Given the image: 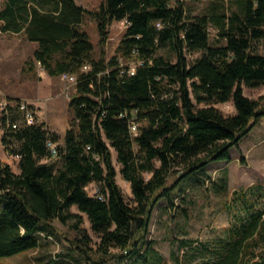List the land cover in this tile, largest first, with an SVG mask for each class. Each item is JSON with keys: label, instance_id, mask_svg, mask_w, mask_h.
Masks as SVG:
<instances>
[{"label": "trees", "instance_id": "obj_1", "mask_svg": "<svg viewBox=\"0 0 264 264\" xmlns=\"http://www.w3.org/2000/svg\"><path fill=\"white\" fill-rule=\"evenodd\" d=\"M236 1L240 8L230 15L193 18L185 0H103L94 10L76 0L4 1L1 30L24 32L38 43L28 69L40 62L51 76H77L70 99L77 126L67 130L62 146L38 118L26 122L20 98L0 104L2 142L19 168L14 171L0 156V257L38 248L42 235H57L58 219L72 221L80 234L73 249L96 264L108 257L153 264L148 235L159 201L175 207L174 187L211 162L230 158V148L264 117V97L244 92V86L264 85V0ZM86 15L97 20L100 57L82 27ZM116 21L127 25L117 53L107 59L103 47ZM212 25L225 44L211 43ZM193 53L199 56L189 58ZM229 101L232 114L216 106ZM134 114L136 133L130 125ZM49 140L57 143L56 156ZM112 149L131 184L132 202L116 180ZM53 157L62 164L51 162ZM173 175L177 180L169 185ZM90 183L99 193L88 190ZM73 206L87 214L100 237L96 248ZM256 206H244L246 216L228 228L214 264H264V250L256 252L264 247V203ZM54 263L61 264H45Z\"/></svg>", "mask_w": 264, "mask_h": 264}, {"label": "rangeland", "instance_id": "obj_2", "mask_svg": "<svg viewBox=\"0 0 264 264\" xmlns=\"http://www.w3.org/2000/svg\"><path fill=\"white\" fill-rule=\"evenodd\" d=\"M5 0H0V8ZM84 7L94 10L103 0H76ZM174 3V2H172ZM187 16L193 18L205 14H227L240 8L236 0H185ZM126 21H116L110 28V36L103 47L105 57L110 59L117 53L122 39ZM97 20L86 15L82 23L95 45V55L101 56ZM210 40L214 45L225 44L226 39L218 36L214 25L209 27ZM38 47L37 42L27 39L24 32L13 33L2 31L0 27V104L9 98L20 97L22 101H30L37 113L38 121L59 135V144L65 145L67 130L77 126L70 99L76 92V83L62 75L51 76L39 64L35 69H28L26 62ZM263 51V45H261ZM171 54L168 49L160 51ZM193 53L189 58H195ZM128 62L127 60H123ZM244 92L253 99L264 97V85L257 87L244 86ZM12 96V97H9ZM225 114H232L235 107L232 101L216 104ZM4 129H0V156L9 162L12 169L19 171L18 159L11 155L2 142ZM113 162L116 166V180L121 186L128 201H133L131 184L121 174V164L117 153L112 149ZM230 158L211 162L206 169L188 176L173 189L175 207L168 205L163 198L157 204L151 219L148 235L154 248L153 264H214L217 250L228 234V228L246 216L244 209L252 203L261 208L264 203V117L229 150ZM51 162L61 165V157H53ZM150 174L146 173V176ZM177 176L169 178L168 184L174 185ZM224 186V187H223ZM96 184L90 183L88 190L95 193ZM73 212L81 213V224L91 236V246L97 247L100 237L93 231L87 214L79 211L77 206ZM72 222V221H71ZM70 223H61L58 219L54 224L58 227L57 235H42L38 248L17 253L12 256L0 257V264H45L56 260L61 264H96L86 259L79 250L73 249V240L80 234ZM193 240L192 243L187 241ZM184 241V243H182ZM258 247L256 252H263ZM71 252V256L66 254ZM98 258L95 252H91ZM260 258V255L256 257ZM56 264V263H54ZM106 264H130L129 260L108 257ZM250 264V263H247Z\"/></svg>", "mask_w": 264, "mask_h": 264}, {"label": "built area", "instance_id": "obj_3", "mask_svg": "<svg viewBox=\"0 0 264 264\" xmlns=\"http://www.w3.org/2000/svg\"><path fill=\"white\" fill-rule=\"evenodd\" d=\"M40 64V62H39ZM90 66L89 65H86L85 66V69L89 68ZM131 74H134L135 73V67L134 65H132L130 67V71H129ZM62 77L67 79V80H71L72 82L76 83L77 81V76L75 74H71V73H63L62 74ZM8 102H5L3 103L4 105H6ZM31 102L29 101H23L21 103V109L24 111V114H25V118H26V122L28 124H35L37 122V113H36V110H34L32 107H31ZM130 125H131V129L136 133L137 129H138V125H139V122L137 120V116L134 114L133 116L130 117ZM14 127H17L18 124H13ZM48 146L50 147V150L52 152V155L53 156H56L58 154V149H57V143H54L52 142L51 140L48 141ZM99 193V189L98 187L96 186V189H95V193L94 194H97Z\"/></svg>", "mask_w": 264, "mask_h": 264}, {"label": "crops", "instance_id": "obj_4", "mask_svg": "<svg viewBox=\"0 0 264 264\" xmlns=\"http://www.w3.org/2000/svg\"><path fill=\"white\" fill-rule=\"evenodd\" d=\"M38 44V43H37ZM9 97H12V96H9ZM13 98H20V97H13ZM21 99V98H20ZM30 102V101H29Z\"/></svg>", "mask_w": 264, "mask_h": 264}]
</instances>
